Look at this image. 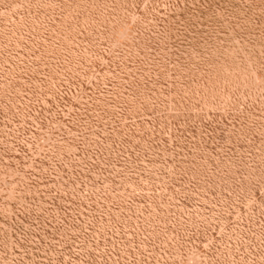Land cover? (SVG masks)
<instances>
[{
	"label": "rangeland",
	"instance_id": "374dc122",
	"mask_svg": "<svg viewBox=\"0 0 264 264\" xmlns=\"http://www.w3.org/2000/svg\"><path fill=\"white\" fill-rule=\"evenodd\" d=\"M0 264H264V0H0Z\"/></svg>",
	"mask_w": 264,
	"mask_h": 264
}]
</instances>
